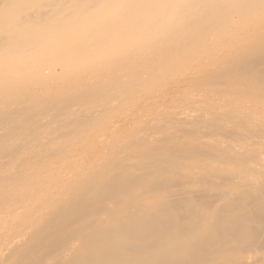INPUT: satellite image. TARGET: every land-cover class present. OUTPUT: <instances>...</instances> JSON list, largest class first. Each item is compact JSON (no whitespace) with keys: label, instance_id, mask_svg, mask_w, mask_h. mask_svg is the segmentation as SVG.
Segmentation results:
<instances>
[{"label":"bare ground","instance_id":"6f19581e","mask_svg":"<svg viewBox=\"0 0 264 264\" xmlns=\"http://www.w3.org/2000/svg\"><path fill=\"white\" fill-rule=\"evenodd\" d=\"M0 264H264V0H0Z\"/></svg>","mask_w":264,"mask_h":264}]
</instances>
